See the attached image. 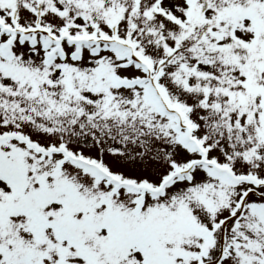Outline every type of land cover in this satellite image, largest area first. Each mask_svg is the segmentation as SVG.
<instances>
[{"label": "snow or ice", "instance_id": "1", "mask_svg": "<svg viewBox=\"0 0 264 264\" xmlns=\"http://www.w3.org/2000/svg\"><path fill=\"white\" fill-rule=\"evenodd\" d=\"M0 264H264V0H0Z\"/></svg>", "mask_w": 264, "mask_h": 264}]
</instances>
